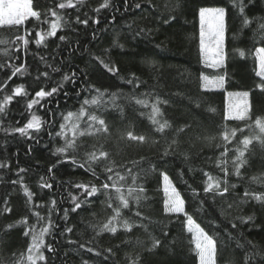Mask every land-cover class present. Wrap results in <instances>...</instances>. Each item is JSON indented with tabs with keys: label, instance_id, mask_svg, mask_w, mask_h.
Masks as SVG:
<instances>
[{
	"label": "trees",
	"instance_id": "1",
	"mask_svg": "<svg viewBox=\"0 0 264 264\" xmlns=\"http://www.w3.org/2000/svg\"><path fill=\"white\" fill-rule=\"evenodd\" d=\"M60 2L63 0H32L33 9L41 12V21L29 18L20 26L0 25V39L9 41L0 45V64L6 65L0 69V84L11 74L12 69L7 65L25 64L27 68L23 76L18 75L8 82L7 88L0 92V98L19 84H24L30 93L29 97H15L6 110L7 115L0 117V163L9 165L0 168V261L12 264L23 253L24 264H27V246L31 236H23V225L12 229L8 225L28 217L29 226L36 224L39 232L41 227L48 226V212L54 199L59 212L52 213L55 227L51 228V235L45 236V244L50 243L54 251L48 252L45 247L43 251L47 260L39 264H132L134 259L137 264H199L193 234L187 231L186 215L164 212L167 198L165 175L185 201V212L218 241L217 264H245L247 254L264 253V205L255 200L245 202L243 198L245 190L264 192V146L257 140L249 145L241 177L234 174L232 163L233 150L243 147L239 141L244 136L259 135L254 127L255 120L264 119V91L258 87L264 83V78L257 74V49L264 47V39L256 31V23L243 27L238 8L233 6L232 0H127V6L125 0H110L109 7L99 12L94 10L103 0H84L78 11L58 9L56 4ZM136 4L140 7L137 8ZM202 7L226 9V60L219 69L206 67L200 54L199 9ZM51 11L62 15L67 24L56 37H46L38 47L34 43L38 38L36 32L48 30L54 20ZM77 15L81 19L89 18V24L76 23ZM246 15L254 21L264 16V0H255L254 5L246 8ZM93 19H99V24H94ZM60 35L66 36L67 40L61 42ZM17 36L29 39L26 53L22 41L16 40ZM114 41L122 47L114 45ZM16 48L21 51L17 52ZM5 49L10 50L9 56L4 55ZM41 57H44L43 61ZM96 57L118 71L109 72ZM46 64L59 71L53 72ZM44 71L49 72L50 78L42 77L37 82L36 76ZM73 71L78 77L75 85L65 83L58 96L42 100L32 110L26 108L38 85L51 88L65 73ZM133 74L138 78V87L127 83ZM202 74L210 78L225 75V87L205 89L200 79ZM87 86L107 90L109 94L123 93L129 97L134 94L149 104L145 108L134 101H120L124 108L123 116L112 109L103 114L108 133L89 130L87 116L79 121V131H84L85 135L76 137L77 159L84 162L85 153L93 151L97 155L101 150L109 153L108 159L96 168L99 179L70 161L64 162L67 157L53 154L64 143L63 137L55 135L60 125L66 123L63 115L68 111H78L86 97L95 95L94 91L84 90ZM78 91L79 96L76 95ZM242 91L250 93V119L227 118L228 92ZM64 92L69 95L65 96ZM156 97L167 101L158 105L162 115L157 119L161 122L166 120L170 125L163 133L156 131L158 125H153L150 119L151 105ZM49 108L55 115L46 111ZM31 115H38L45 121L39 133L30 131L33 139L11 131L23 126ZM3 128L9 132L6 134ZM232 129H237V136L230 137L231 143L223 141V132ZM129 131L144 135L146 140L127 139ZM49 132L53 134L50 136ZM71 135L69 131L68 136ZM174 140L176 144L172 145ZM225 146L229 152L222 157ZM113 161L115 171L121 174L127 167H133L132 161H139V167L144 169L155 166V170L149 171L141 181L147 199L139 205H131V210H123L124 215L136 224L140 220L133 213L140 211L145 218L146 230L134 226L129 232L118 226L115 234L99 233V227L108 222L113 208L119 204L113 200V208H108L103 191L90 198V204H82L75 212L71 210L74 207L72 196L83 200V189L75 185L94 183L100 187L106 182V174H101L103 167L112 166ZM52 165L56 167L49 173ZM221 167H227L229 171V193L223 197L204 193L208 178L204 173L223 178ZM20 168L25 171L18 173ZM21 177L23 184L35 194L31 205L27 203L19 182ZM41 177L53 187L41 189ZM13 180L17 183L13 184ZM231 184L237 187L232 189ZM193 189L198 192L197 196L193 195ZM109 191L114 195V190ZM38 204L44 207L37 208ZM6 208L11 212L5 211ZM65 209L68 210L66 220L63 218ZM35 211L45 217L43 222L36 223L32 214ZM242 216H253V221L241 223L238 218ZM232 223L237 224L236 229L231 227ZM66 227L73 231L66 232ZM154 238L161 241L155 248L152 247ZM89 248L92 251H88ZM108 249L112 251L108 252ZM253 264H260L259 258Z\"/></svg>",
	"mask_w": 264,
	"mask_h": 264
},
{
	"label": "snow or ice",
	"instance_id": "2",
	"mask_svg": "<svg viewBox=\"0 0 264 264\" xmlns=\"http://www.w3.org/2000/svg\"><path fill=\"white\" fill-rule=\"evenodd\" d=\"M84 0H63L56 4L58 9H78V6L82 5ZM233 6L238 8L239 14L242 18L243 27H250L253 23H256V31L261 34V38L264 39V16L260 17L258 21H254L252 18H249L246 15V8L254 5L255 0H232ZM110 5V0H103V3L99 5V8L94 11L99 12L100 9L107 8ZM125 5L127 6V0H125ZM136 7L139 8L140 5L136 4ZM51 15L54 17V20L49 24L47 31H38L36 32V36L34 43L36 46H41L46 37H56L57 32L67 24V21L64 20L62 15H59L56 11H51ZM29 18H34L37 21H41V12L38 10H34L32 6V0H0V25H8V26H20L25 24L26 20ZM114 19V17H113ZM199 21H200V31H199V50L202 59L204 60V64L206 67L211 69H219L225 65L226 60V52H225V37H226V9L224 7H202L199 9ZM75 22L78 24H83L87 26L89 24V18L81 19L80 15H77L75 18ZM92 22L94 24H99V19H93ZM95 38V33H93ZM17 41H22L24 51L27 52V46L29 45V39L25 38V36H17ZM59 40L61 42H65L67 37L64 35L59 36ZM9 43V41L0 39V45H4ZM114 45L122 47V45H118L116 41H114ZM16 51H21L20 48H16ZM259 59H260V67L261 71L257 73L259 76L264 77V47L257 49ZM10 50L5 49L4 55L9 56ZM240 55L243 56L244 53L241 51ZM97 61L102 64L109 72H117L114 66L106 63L102 58L96 57ZM41 60H44V57H41ZM11 67V74L7 77V80L0 84V92H3L5 88L8 86V82L13 78L19 76H23L27 68L25 64L16 65H7ZM5 64H0V69L5 68ZM46 67H50L53 72L59 71L58 68L53 67L50 64H46ZM86 75V74H85ZM49 79V72L44 71L40 72L35 80L39 82L41 78ZM78 77L75 71L69 73H65L61 80L51 88H47L46 86H39L38 90H34V96L28 100L26 104V108L28 110H32L35 105L39 104L42 100L46 98H51L58 96L60 91L63 89L65 83L76 84ZM200 79L204 82L203 87L207 88H215V89H223L225 87L226 77L225 75H217L210 78L207 75H201ZM138 78L133 74V78L129 79L127 83L134 84L136 87L139 85L136 83ZM258 87L264 91V83L258 85ZM85 91L95 92V95L86 97L80 105L78 111H68L66 115H63L62 119L66 123H62L60 125V130L55 132V135L58 137L64 138L63 146H59L55 149L54 155L61 157H67L64 162H71L72 164L78 166L81 169L89 172L94 178L99 179L100 176L96 172V168L100 167L103 161L108 159L109 153L106 151H99L98 155L96 152H88L85 153L86 160L84 162H80L75 153L77 152L78 145L76 143L77 135L83 136L85 135L84 131H79L80 124L79 121L87 116V128L89 130L94 129L96 132H104L108 133L109 128L105 118H103V114L107 112L109 109L119 111L121 116L124 114V108L121 105L120 101H126L128 103H134L136 105H142L143 107H149L148 102L145 99L136 98L135 95L129 97L125 96L123 93H107V90H101L95 88L94 86H87L84 88ZM65 96H68L69 93L64 92ZM77 96L80 95L78 91L76 93ZM30 93L28 88L24 84L16 85L11 89L9 94H4L2 98H0V117L7 115V109L9 105L13 102L15 97H29ZM229 97H235V100L230 103L227 110V118L245 121L250 119V103L249 96L250 93L248 91L242 92H228ZM167 101H162L159 97H156L155 103L151 105V122L153 125H158L156 131L163 133L164 130L170 127L168 121L161 122L157 119L158 116L162 115L161 108L158 106L160 104H166ZM199 106V105H197ZM58 107V104H57ZM91 110V111H90ZM210 111H214V109L209 108ZM47 112H51L52 115H55L52 110L46 109ZM0 124H2V120H0ZM45 125V121L41 119L38 115H31V117L27 120V122L23 126L15 127L11 129L14 133H19L21 136H26L29 139H33V136L30 135V131L39 133ZM255 129L258 130L259 135H254L252 137L244 136L243 139L239 141V144L243 147H237L233 151L235 153L234 159L232 161L234 166V174L237 177H241V168L247 163L246 153L249 150V145L253 143V140H257L260 142L262 146H264V119H256L254 124ZM6 134L9 132V129H2ZM71 132V137L68 136V132ZM183 131V128L180 129ZM53 133L49 132L51 136ZM237 136V129H232L229 131H224L222 134L223 141L231 143V138H235ZM127 139L131 141H139L144 142L146 137L144 135H135L132 131L127 133ZM176 141L172 142V145H175ZM172 145L169 147L171 148ZM219 147V145H218ZM73 153L69 155V153ZM229 152L228 147H223V151L221 153L222 157H226ZM168 154V150L165 151V155ZM144 158L142 157L141 160ZM60 161H58L59 163ZM131 164L133 167H127L124 174H121L120 171H115V162H112V166L105 165L103 167L101 174H106L105 179L106 182L102 183L100 187H97L94 183H77L75 187L79 189H83V200H79L76 196H72L71 199L73 201L74 207L71 209L73 212L77 211L82 207V204H90L91 199L97 196V193L102 192L106 195V203L108 208H113L112 201L116 200L119 202L118 206L113 208V215L108 220V222L103 223L101 227H99V233H112L115 234L117 232V227H122L127 231H131L133 227H142L147 229V225L143 222L144 217L140 211H135L133 215L140 220L139 224H136L130 217H126L123 213V210H131V205H139L142 201L147 199L146 189L141 182L146 178L149 171H154L155 166L153 165L150 169H144L139 167V161H132ZM9 167V165L5 163H0V168ZM56 165H52L49 167L48 172L51 173L53 168ZM134 168H138L139 170H134ZM25 169L20 168L18 173H23ZM221 171L223 172V178H217L209 175L208 173H204L207 176V182L203 188L204 193H212L215 196L223 197L225 194L229 193V183L227 177L229 175V171L227 167H221ZM114 173V175H112ZM164 180L168 181L167 175L164 176ZM21 186L23 188L24 195L27 198V203L29 205L32 204L34 193L28 189L26 185L23 184V179L21 177L20 181ZM111 182V183H109ZM13 184H16L17 181L13 180ZM232 189L237 187L236 184L230 185ZM41 189H51L53 185L47 182L43 177H41V181L39 184ZM114 190V195L109 190ZM165 194L167 196L164 202V212L165 213H184L187 219V231L192 233V241L195 244V251L198 256L199 264H217V243L218 241L214 239L212 235H209L204 228L200 227L199 224H196L193 221L192 215H188L185 212V201L180 197L179 193L176 191L171 184H167L165 189ZM193 195L197 196L198 192L193 189ZM244 201L247 200H255L258 203L264 205V192H255L245 190L243 193ZM203 203V202H201ZM52 207L48 212V226L41 227L39 232L36 231V224H32L29 226L28 217H23L19 221L14 224H9L8 228L12 229L14 227H18L20 225L24 226L23 236L28 237L31 236V242L27 246V256L26 261L27 264H39V262H46L47 257L44 254L43 249L47 248L48 252H53L54 248L52 245L45 244V236L51 235V228L55 227L54 222L51 220L52 213L59 212L57 206V201H51ZM37 208L44 207L43 204L36 205ZM5 211L11 212L10 208H6ZM35 216L36 223H41L45 220V217L41 215L39 211H35L32 213ZM68 216V210L65 209L63 212V218L66 220ZM241 223H248L253 221V216L247 217H239L238 218ZM183 224V221L181 222ZM231 227L233 229L237 228L236 223H232ZM65 231L71 233L73 229L71 227H66ZM227 231V230H225ZM167 236V233H164ZM228 236L231 237V233H228ZM161 241L159 239L153 240L152 247L155 248L159 246ZM84 247V245H80ZM88 251H92L91 248ZM111 252V249L107 250ZM14 257L16 254H13ZM259 258L260 264H264V253L253 252L247 254L245 256V264H253ZM0 264H3L0 261ZM12 264H24V255L20 254L18 259H14ZM132 264H137V261L134 259Z\"/></svg>",
	"mask_w": 264,
	"mask_h": 264
},
{
	"label": "rangeland",
	"instance_id": "3",
	"mask_svg": "<svg viewBox=\"0 0 264 264\" xmlns=\"http://www.w3.org/2000/svg\"><path fill=\"white\" fill-rule=\"evenodd\" d=\"M257 57H258V65H259V72L261 71V67H260V59H259V55H258V52H257ZM264 78V77H263ZM235 100V97H229V99H228V107H229V105H230V103L231 102H233ZM171 184V186L172 187H174L173 185H172V183L168 180V181H165L164 180V186L166 187V185L167 184ZM165 189V188H164ZM176 189V188H175ZM176 191H177V189H176ZM178 192V191H177ZM179 193V192H178ZM180 195V194H179ZM181 197V196H180ZM194 221V220H193Z\"/></svg>",
	"mask_w": 264,
	"mask_h": 264
}]
</instances>
